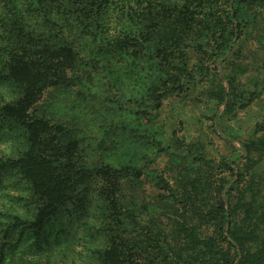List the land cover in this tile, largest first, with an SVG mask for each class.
Returning a JSON list of instances; mask_svg holds the SVG:
<instances>
[{
	"label": "trees",
	"instance_id": "1",
	"mask_svg": "<svg viewBox=\"0 0 264 264\" xmlns=\"http://www.w3.org/2000/svg\"><path fill=\"white\" fill-rule=\"evenodd\" d=\"M243 2L0 0V264H25L18 247L40 249L48 236L65 239L64 264H264V137L221 127L257 90L211 74L213 125L234 146L222 157L202 140L164 145L138 131L121 151L124 121L93 137L76 111L103 96L124 51L140 67L148 58L163 81L175 71L160 93L195 87L196 72L233 50ZM183 34L204 38L206 57L184 49L182 64L166 66ZM254 148L260 158L245 170ZM162 155L172 177L152 166Z\"/></svg>",
	"mask_w": 264,
	"mask_h": 264
},
{
	"label": "rangeland",
	"instance_id": "2",
	"mask_svg": "<svg viewBox=\"0 0 264 264\" xmlns=\"http://www.w3.org/2000/svg\"><path fill=\"white\" fill-rule=\"evenodd\" d=\"M220 2L223 0H216V5L219 8ZM225 8H227L226 4H224ZM179 24L187 25L184 21H180ZM233 24H239L241 32L239 35L233 36V50L227 60L208 61L210 65L208 70L204 68L199 71V74L196 72L199 76L197 85L195 87L192 84L189 85L190 89L183 87L176 89V93L174 90L168 94L160 93L164 83L168 88H173L172 83L176 76L174 70H171L167 79L172 77L163 81L166 75L160 70H155L148 58L140 67L141 60L135 61L133 64L130 52L124 51L126 53L122 55L120 71L111 70V77L108 74V77L104 78L106 83L103 86V96L93 100L87 107L82 106L76 110L80 111V116L85 118L89 126V134L91 133L90 135L93 137L100 136L105 127L114 128L117 121L119 123L124 121L127 128L131 130L124 135L126 140L124 144L127 145H124L121 151H126L132 133L140 132L142 137L150 135L151 139L162 140L164 145L179 137L186 139L187 142L202 140L207 144L211 153L221 157L234 150L233 145L220 137L221 127L238 132L239 139L242 140L257 141L258 137H264V0H244ZM197 36L196 34L192 40L191 35L183 34L181 38L184 40L180 42L181 50L167 56L166 66L171 63L174 67V60L182 64V60L185 61L187 56L184 49L191 51V55L193 52L197 57L194 59L198 63L200 60L203 61L206 56L204 51H200L203 50L201 45L204 44L205 39ZM187 45L190 47L188 48ZM214 72L218 75L226 72L235 79L233 81H236L240 88H246L248 91L257 90L260 93L257 96L250 95L246 102L248 104L238 111L237 116L233 119L225 117L223 123L226 126L224 124L221 127L217 125V128L213 125L216 102L210 97L212 92L208 91L212 81L211 74ZM112 135L114 134L112 133ZM233 143L236 147H241L238 141ZM144 146L146 145L144 144ZM254 149L255 156L246 160L245 170L254 166L255 161L260 158L261 150ZM237 161L232 163L233 168H236ZM157 165L160 166L166 177H172L173 171L176 172V170H171L177 167H172V165L175 166V163L172 164L168 156L162 155L158 160L152 162V166ZM64 241L65 239H62L58 245L54 236H48L44 244L39 246L40 249L32 246L28 248L29 246L23 243L18 247V251L25 250V255H22L23 258L28 259L25 264H58V262L64 264L60 251L65 245ZM42 247L45 248L42 249ZM81 248V245L77 246V249ZM68 264H73V257H69ZM77 264L83 263L78 260Z\"/></svg>",
	"mask_w": 264,
	"mask_h": 264
}]
</instances>
